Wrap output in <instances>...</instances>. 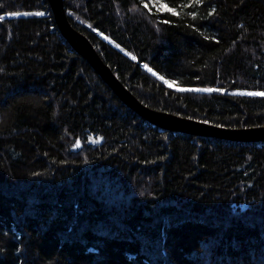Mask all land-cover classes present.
Instances as JSON below:
<instances>
[{
  "label": "trees",
  "instance_id": "16d2710c",
  "mask_svg": "<svg viewBox=\"0 0 264 264\" xmlns=\"http://www.w3.org/2000/svg\"><path fill=\"white\" fill-rule=\"evenodd\" d=\"M64 1L145 105L264 125L248 94L264 92V0ZM0 16V264H264V141L153 124L50 0H0Z\"/></svg>",
  "mask_w": 264,
  "mask_h": 264
},
{
  "label": "water",
  "instance_id": "95a60500",
  "mask_svg": "<svg viewBox=\"0 0 264 264\" xmlns=\"http://www.w3.org/2000/svg\"><path fill=\"white\" fill-rule=\"evenodd\" d=\"M57 22L62 33L73 47L85 56L94 68L102 75L119 97L131 108L140 113L153 124L164 129L176 130L203 136H216L237 141H264V125L262 131L244 127H227L196 120L189 117L160 111L145 105L133 92L127 88L114 73L112 68L105 63L96 46L90 38L79 31L71 23L64 0H50Z\"/></svg>",
  "mask_w": 264,
  "mask_h": 264
},
{
  "label": "snow or ice",
  "instance_id": "6c2138e0",
  "mask_svg": "<svg viewBox=\"0 0 264 264\" xmlns=\"http://www.w3.org/2000/svg\"><path fill=\"white\" fill-rule=\"evenodd\" d=\"M203 3V0H193V4H201ZM187 5H185L186 7ZM145 7H148V5L146 4ZM160 11H167V12H170L172 13L173 15H176V16H179L181 15V12L177 11L176 8H173V7H169L167 4H161L159 9ZM215 11V10H213ZM190 15H194V13H189ZM9 15H12V16H19L21 15V13L19 12H15V13H10ZM36 15H43V13H36ZM4 19L3 16H0V20ZM135 59V57H133ZM148 65H145V68H147ZM149 71H151V69H149ZM160 79H164V77H160ZM167 83H169V86H173V82H168L166 81ZM181 91H206V92H210V91H222L221 89H180ZM249 95H259V96H264V92H253V93H248Z\"/></svg>",
  "mask_w": 264,
  "mask_h": 264
},
{
  "label": "rangeland",
  "instance_id": "374dc122",
  "mask_svg": "<svg viewBox=\"0 0 264 264\" xmlns=\"http://www.w3.org/2000/svg\"><path fill=\"white\" fill-rule=\"evenodd\" d=\"M147 4H150V3H152V4H156V5H159L158 4V2H157V0H148L147 2H146ZM19 13H21V15H26L27 14V12H19ZM8 16H12V15H9V14H7ZM172 82V81H171ZM173 85H174V83H173ZM160 111H164V110H160ZM171 114H175V113H172L171 112ZM175 115H177V114H175ZM180 116H182L183 117V115H180ZM185 117V116H184ZM231 127V126H230ZM244 128H247V126H243ZM253 128V129H255V130H257V131H259V132H261L262 130V127L263 126H261L260 124H258V125H253V126H248V128ZM233 128V127H232ZM236 128V127H235Z\"/></svg>",
  "mask_w": 264,
  "mask_h": 264
}]
</instances>
